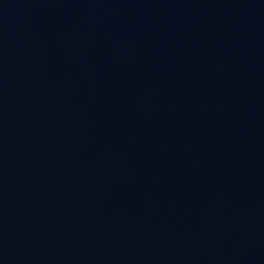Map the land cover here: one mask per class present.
Instances as JSON below:
<instances>
[{"label":"water","instance_id":"obj_1","mask_svg":"<svg viewBox=\"0 0 264 264\" xmlns=\"http://www.w3.org/2000/svg\"><path fill=\"white\" fill-rule=\"evenodd\" d=\"M0 264H264V0H0Z\"/></svg>","mask_w":264,"mask_h":264}]
</instances>
